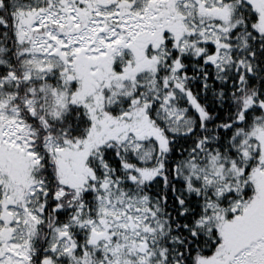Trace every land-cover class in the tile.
<instances>
[{
	"label": "snow or ice",
	"instance_id": "6c2138e0",
	"mask_svg": "<svg viewBox=\"0 0 264 264\" xmlns=\"http://www.w3.org/2000/svg\"><path fill=\"white\" fill-rule=\"evenodd\" d=\"M0 264H264V0H0Z\"/></svg>",
	"mask_w": 264,
	"mask_h": 264
}]
</instances>
